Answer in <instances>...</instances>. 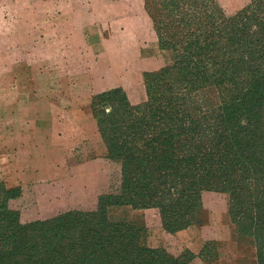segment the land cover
Wrapping results in <instances>:
<instances>
[{
	"label": "trees",
	"instance_id": "1",
	"mask_svg": "<svg viewBox=\"0 0 264 264\" xmlns=\"http://www.w3.org/2000/svg\"><path fill=\"white\" fill-rule=\"evenodd\" d=\"M145 6L171 62L145 72L141 103L116 87L91 104L106 157L121 164L119 186L99 194L95 209L24 222L11 206L21 188L0 183V264H152L155 250L140 245L139 229L110 221L107 208L157 207L175 232L200 222L207 189L231 193L232 221L251 225L264 264V0H249L233 14L218 0ZM162 10L170 17H160ZM209 90L216 95L210 124L201 119L209 104L191 101ZM156 254L163 264L164 251ZM167 255L172 264H187Z\"/></svg>",
	"mask_w": 264,
	"mask_h": 264
},
{
	"label": "rangeland",
	"instance_id": "2",
	"mask_svg": "<svg viewBox=\"0 0 264 264\" xmlns=\"http://www.w3.org/2000/svg\"><path fill=\"white\" fill-rule=\"evenodd\" d=\"M95 1L97 5L102 6L97 12L100 15L91 17L83 10L76 14L77 29L71 22L64 24L65 32H78L75 36L68 37L67 43L70 46L65 51L61 49L62 44L57 43L55 34L42 33L46 32L45 21L42 19L45 15L43 0H34L35 7L39 10L36 22L40 29L36 32L37 37L31 38L27 35L29 28L26 27L22 28L26 34H21L17 43L14 40H4V44L15 43L22 46V50L6 52L4 62L16 59L25 63L32 57L36 63H41L37 68H29L26 64L8 67L6 75H16L21 82L15 87V84L6 78V82L0 85V91L1 88L6 92L16 91L21 96V116L16 119L17 125L22 129L21 134L14 140L11 133L5 135L9 144L14 145L21 141L22 145L18 153L16 151V154L10 156L11 161L1 153L0 183H4L8 188H21V195L11 201V206L19 209L24 222L39 217H52L69 209H95L99 194L119 186L121 164L106 157L108 148L99 132L91 107L93 97L102 91L122 87L128 95H132L131 101L134 104L141 103L147 98L145 72L157 71L172 60L171 51L162 49L160 43L155 47L151 45L156 36H153V31L149 36L150 40L144 39L142 33L135 29L141 25L131 22V19L137 20L141 16V0H110L107 3ZM218 1L228 14L235 13L249 2ZM69 2V5L64 6L67 16L74 14L71 0ZM78 4L90 6L89 0H78ZM154 7L155 4H152V8ZM145 8L147 10L146 6ZM23 11L25 14L24 9ZM159 16L166 19L170 17L164 10ZM121 19L128 22L121 24ZM56 25L55 21L54 27ZM48 32L51 33V30ZM87 32H91V35ZM30 40L33 42V49L26 51L29 45L31 46ZM2 53L0 52V64L3 63ZM0 71L5 73L3 68ZM149 77V81L155 86L156 76L151 74ZM30 78H33L35 83H30ZM191 101L192 105L201 104L203 101L208 103L209 114L201 119L209 124L214 121L213 112L210 110L212 103L216 102L213 90L207 91L202 99ZM63 107L69 110L66 117L69 126L65 131L60 129V118L50 115ZM77 109H89L94 123L91 129L87 128V133L86 129L80 130L84 134L78 137L79 139L74 138L76 135L72 132L73 123L78 121L84 124L86 121L83 115L75 113ZM29 120H33V123L29 124ZM12 122L13 118L7 117L6 123ZM63 145L67 150H62ZM94 158H98L96 166L91 164ZM201 196L202 205L197 216L200 222L189 226L205 229L209 223V237L230 232L245 253L239 264H260L253 228L246 225L248 221L238 224L232 221L231 193L220 189H207ZM222 211L226 213L223 215ZM107 216L112 222H128L133 224L135 229H139L137 235L140 245L155 250L152 264L157 263L158 249L164 251L163 264L170 262L167 253L179 257V261H185L187 264H191L196 257L195 253L187 248H175V244L167 238L174 232L165 228L157 207L112 205L107 208ZM213 221L215 223H211ZM222 242L217 238H209V246L204 254L214 258ZM188 251L194 256H190Z\"/></svg>",
	"mask_w": 264,
	"mask_h": 264
},
{
	"label": "crops",
	"instance_id": "3",
	"mask_svg": "<svg viewBox=\"0 0 264 264\" xmlns=\"http://www.w3.org/2000/svg\"><path fill=\"white\" fill-rule=\"evenodd\" d=\"M26 1H28V4L26 5ZM44 1V12L45 15L42 17L45 21L46 26V32L42 31V33L46 34H55L57 38V43H61L62 47L61 49L63 51L67 50V48L70 46L67 43L69 36H75L76 33H73V31L65 32L64 30V24L73 23L75 26L74 28L77 29V17L76 14L83 10L85 12H88L91 17H95L98 10L102 8V6L97 5L95 0H89V7L82 6L78 4V0H71L72 9L74 10V14H69V16L66 15L65 12V5H69V0H43ZM110 0H101V3H107ZM143 11L141 12V16L138 17L139 19L134 20L131 19V22L140 24V27L135 28L137 31L141 32L144 36V39L149 38L151 36L153 31L156 35L151 45L155 47L156 45H159V38L157 35V32L153 26V21L149 13L147 12L145 8V0H141ZM27 6V7H26ZM23 9L25 10V14L23 13ZM39 10L35 7L34 0H0V52H3V63L0 64V70L3 68L4 71H0V85L4 84L6 82V78L10 79V82L13 84L20 83L21 79H19L16 75H10L7 76L6 70L8 67H15V66H23L26 64L29 68H37L41 66V63H36L37 61L33 60L32 57H30L25 63H21V60L13 59L11 62H4L5 54L6 52H9L10 50L14 52L16 49L22 50V46H17L15 43L18 42V38L21 34H26L22 31V28H29V33L27 35L31 36V38H36V32L38 29H40L39 25H37V15ZM87 14V15H88ZM27 15V16H26ZM70 20V21H69ZM55 21L57 23L56 27ZM68 21V22H67ZM121 24L127 23L128 21L125 19L120 20ZM54 23V25H53ZM51 30V33L48 32V30ZM88 35H91V32H87ZM41 36V34H40ZM152 36V37H153ZM14 40L15 43H8L4 44V40ZM150 40V38H149ZM31 46L27 48L26 51H31L33 49V42L30 40ZM47 42V44H49ZM52 43H55L52 41ZM6 45H8L6 47ZM13 46V49L11 47ZM49 81L52 83V81L49 78ZM30 83H35V80L33 78L29 79ZM0 91V143H1V149H0V155L1 153L4 156H7V159L11 158L14 153L16 154V151L18 153V150L20 146L22 145V142H17L14 145L9 144V141L6 139V133H11L12 139H16L17 136L21 134V126L17 125L16 119H19L21 116V111L19 110L21 105V96L16 91H4L3 88ZM130 100H132V95H128ZM75 113L79 115H83L85 117V123H78L76 121L73 123L72 132L73 135H76L74 138H78L80 136H83L84 132H81L80 130L86 129V133L88 132L87 128H90L93 126V120H92V113L89 111V109L85 110H79L77 109ZM52 116H57L60 118V121L58 122L61 126V131H65L69 126V121L66 118L69 115V110L61 108L56 109V111L50 113ZM10 117L13 118L12 123H6L7 120ZM33 123V120H29V124ZM86 127V128H84ZM89 129V131H90ZM65 134L62 137H64ZM79 139V138H78ZM64 145L61 146L62 150L64 149ZM63 152V151H62ZM9 156V157H8ZM9 161H11L9 159ZM14 163H16L14 161ZM12 163V164H14ZM91 164L96 166L98 164V158H94L91 160ZM92 166V167H93ZM223 215L226 213L225 211H222ZM221 212V213H222ZM215 223V221L211 222ZM228 224V223H227ZM170 239L174 244L175 248L181 247L183 249L187 248L191 250L193 253H195L196 257L191 262V264H235L237 262L239 264V260L245 256V253L239 248L236 241L233 239L230 232H223L222 234H218L217 236L209 237V223L207 224V227L205 229H202L200 227L195 226H189L184 229H181L177 232L170 233L167 237ZM209 238H217L222 240L221 246L218 247L217 254L214 258H209L207 255H203L205 253L206 248L209 246Z\"/></svg>",
	"mask_w": 264,
	"mask_h": 264
}]
</instances>
